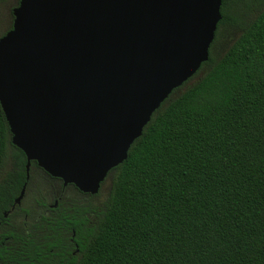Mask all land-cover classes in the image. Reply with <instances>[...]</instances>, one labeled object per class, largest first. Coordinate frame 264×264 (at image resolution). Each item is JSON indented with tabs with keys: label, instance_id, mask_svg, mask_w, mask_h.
I'll return each instance as SVG.
<instances>
[{
	"label": "trees",
	"instance_id": "trees-1",
	"mask_svg": "<svg viewBox=\"0 0 264 264\" xmlns=\"http://www.w3.org/2000/svg\"><path fill=\"white\" fill-rule=\"evenodd\" d=\"M225 5L204 73L173 90L86 197L71 264H264V7L215 56L221 28L239 25ZM11 137L0 105V210L27 182Z\"/></svg>",
	"mask_w": 264,
	"mask_h": 264
},
{
	"label": "water",
	"instance_id": "water-1",
	"mask_svg": "<svg viewBox=\"0 0 264 264\" xmlns=\"http://www.w3.org/2000/svg\"><path fill=\"white\" fill-rule=\"evenodd\" d=\"M221 4L19 0L0 37V105L26 178L35 161L98 193L152 114L208 60Z\"/></svg>",
	"mask_w": 264,
	"mask_h": 264
},
{
	"label": "flooded vegetation",
	"instance_id": "flooded-vegetation-1",
	"mask_svg": "<svg viewBox=\"0 0 264 264\" xmlns=\"http://www.w3.org/2000/svg\"><path fill=\"white\" fill-rule=\"evenodd\" d=\"M263 7V0H226L228 17L239 22L234 25L236 34L232 37H240L242 27ZM26 181L10 206L0 210V264H21L13 257L27 258L29 248L31 264H71L79 254V228L84 225L89 193L51 176L37 163Z\"/></svg>",
	"mask_w": 264,
	"mask_h": 264
},
{
	"label": "rangeland",
	"instance_id": "rangeland-1",
	"mask_svg": "<svg viewBox=\"0 0 264 264\" xmlns=\"http://www.w3.org/2000/svg\"><path fill=\"white\" fill-rule=\"evenodd\" d=\"M18 0H0V36L3 34L11 24V11L16 6ZM236 27V26H235ZM231 26L230 28L222 27L220 32L221 42L218 43L217 49L214 52L215 56L221 54L224 50L228 48L231 40L234 38L236 34V28ZM204 73V69L200 70L192 79H190L183 87H181L180 91L185 89L188 85L195 82L202 74ZM10 167V162H7L4 168L0 171V178L4 174L6 170ZM106 188L103 186L102 194L93 201L97 203L99 200H102V197L105 195Z\"/></svg>",
	"mask_w": 264,
	"mask_h": 264
}]
</instances>
